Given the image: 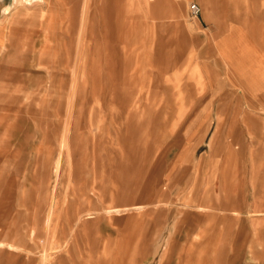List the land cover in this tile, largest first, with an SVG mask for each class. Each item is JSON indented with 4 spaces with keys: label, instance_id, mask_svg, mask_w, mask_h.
Returning a JSON list of instances; mask_svg holds the SVG:
<instances>
[{
    "label": "rangeland",
    "instance_id": "obj_1",
    "mask_svg": "<svg viewBox=\"0 0 264 264\" xmlns=\"http://www.w3.org/2000/svg\"><path fill=\"white\" fill-rule=\"evenodd\" d=\"M122 1L12 0L1 11L0 242L16 251L0 264H42L45 249L50 264H247L239 249L250 245L264 264V232L238 237L236 191L214 185L238 161V118L253 132L264 99L247 97L208 47L190 54L174 31L145 30L148 0H124L139 14ZM238 69L252 91L264 86L263 66Z\"/></svg>",
    "mask_w": 264,
    "mask_h": 264
},
{
    "label": "crops",
    "instance_id": "obj_2",
    "mask_svg": "<svg viewBox=\"0 0 264 264\" xmlns=\"http://www.w3.org/2000/svg\"><path fill=\"white\" fill-rule=\"evenodd\" d=\"M189 2H194L199 7L195 23H190L193 32L189 33L190 29L181 20L186 13L185 2L182 0H150L148 6L150 8L151 5L150 12L154 13L155 17L150 19L145 13V30L155 28L159 31H174L176 37L173 39L179 40L174 44L188 46L190 54L196 55L199 45L208 47L211 55L224 65L233 81L243 88L247 97L264 99V86L252 91L238 69V62H251L253 65L264 67V50L261 47L264 44L262 41L264 0H190ZM164 44L170 43L168 41ZM201 65L205 68L210 92L218 91L214 84L216 82L210 80L216 70L208 64ZM261 104L264 105V101H261ZM208 119L211 120L210 113ZM231 120L232 117L229 118L228 124H232ZM243 120L245 117H239L237 122L240 128L244 125L236 139L239 142L238 161L233 169L217 171L214 185L217 189L236 191L235 206L239 211L237 220L241 227L237 230V236L255 238L260 237L264 232V212H261L264 211V114L260 113L254 117L253 132H249L252 129L248 128ZM209 123L212 122L209 121L208 125ZM230 138L224 136L221 141L226 143L235 140ZM252 211L255 212L254 216H248ZM239 252L246 255L247 264H258L256 259H248V255L256 258L260 254V249L256 245L245 246L239 249Z\"/></svg>",
    "mask_w": 264,
    "mask_h": 264
},
{
    "label": "bare ground",
    "instance_id": "obj_3",
    "mask_svg": "<svg viewBox=\"0 0 264 264\" xmlns=\"http://www.w3.org/2000/svg\"><path fill=\"white\" fill-rule=\"evenodd\" d=\"M118 1V0H117ZM120 1H122V0H120ZM149 2V1H148ZM122 3H123V6H124V9H125V11H126V13H136V14H139V12H138V10H136V8L134 7V5H131L130 4V2H125L124 0L122 1ZM118 4V3H117ZM145 4H146V2H145ZM150 4V3H149ZM154 5V4H153ZM153 7V6H152ZM150 8H151V5H150ZM155 8V7H154ZM153 8V9H154ZM152 9V8H151ZM155 10V9H154ZM153 12V11H152ZM128 13V14H129ZM192 20H194L195 19V17H192L191 18ZM85 32V31H84ZM145 207H147V206H145V205H136V206H132V207H128V206H124V207H110V208H107V209H105V210H103V213H104V215H106V216H112V215H119V214H121V213H126V212H129V211H136V210H143V209H145ZM149 207V206H148ZM199 211H207V208H204V207H198L197 208ZM86 213V212H85ZM51 215V209H48V216H50ZM93 215H98V213H94V214H91V213H87L84 217H86V218H91ZM100 215V214H99ZM51 217V216H50ZM49 217V218H50ZM83 217H79L78 218V220H77V223L78 222H80L81 221V219H82ZM47 221V220H46ZM30 231V236L31 237H33V236H35L36 234H35V229L34 228H32L31 230H29ZM11 243V242H10ZM12 244V243H11ZM11 244H4V242L2 243V242H0V252L1 251H5V253H6V251H8V252H13V251H16V246L14 247L13 245H11ZM15 244V243H14ZM49 246V245H48ZM19 248V247H18ZM17 248V249H18ZM51 249H53V248H51ZM50 251V250H49ZM48 252V249H45L44 251H43V253H42V258H41V261H42V264H50V262H48V261H50V260H48V258H52V256H49L50 255V253H47ZM50 252H52V250L50 251ZM54 252V251H53ZM55 252H56V250H55ZM55 252H54V254H55ZM4 255V254H3ZM2 259V258H1ZM52 260V259H51ZM51 264H52V262H51Z\"/></svg>",
    "mask_w": 264,
    "mask_h": 264
},
{
    "label": "built area",
    "instance_id": "obj_4",
    "mask_svg": "<svg viewBox=\"0 0 264 264\" xmlns=\"http://www.w3.org/2000/svg\"><path fill=\"white\" fill-rule=\"evenodd\" d=\"M199 13V7L194 2H189L187 5V14L190 18L197 17Z\"/></svg>",
    "mask_w": 264,
    "mask_h": 264
},
{
    "label": "water",
    "instance_id": "obj_5",
    "mask_svg": "<svg viewBox=\"0 0 264 264\" xmlns=\"http://www.w3.org/2000/svg\"><path fill=\"white\" fill-rule=\"evenodd\" d=\"M12 0H0V15H1V9L5 6H10Z\"/></svg>",
    "mask_w": 264,
    "mask_h": 264
}]
</instances>
